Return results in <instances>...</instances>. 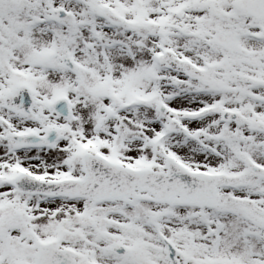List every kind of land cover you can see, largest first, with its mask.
I'll return each mask as SVG.
<instances>
[{"label": "snow or ice", "instance_id": "1", "mask_svg": "<svg viewBox=\"0 0 264 264\" xmlns=\"http://www.w3.org/2000/svg\"><path fill=\"white\" fill-rule=\"evenodd\" d=\"M0 264H264V0H0Z\"/></svg>", "mask_w": 264, "mask_h": 264}]
</instances>
